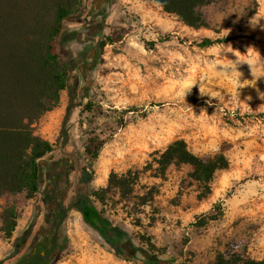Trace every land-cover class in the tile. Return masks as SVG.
Returning a JSON list of instances; mask_svg holds the SVG:
<instances>
[{"label": "rangeland", "instance_id": "1", "mask_svg": "<svg viewBox=\"0 0 264 264\" xmlns=\"http://www.w3.org/2000/svg\"><path fill=\"white\" fill-rule=\"evenodd\" d=\"M200 11L207 26L192 27L153 0H82L60 43L75 59L68 85L34 124L54 144L40 159L39 192L0 198V264L41 237L54 207L50 177L65 162L75 164L67 204L80 181L100 191L95 203L123 231L124 248L71 209L69 244L55 264H145L146 253L175 264L181 254L190 264L264 259V0H215ZM206 37L231 40L202 46ZM93 134L112 137L89 164L83 150ZM176 139L201 157L224 155L227 167L204 182L190 164L162 165ZM219 203L221 218L192 225ZM12 205L8 236L2 213Z\"/></svg>", "mask_w": 264, "mask_h": 264}, {"label": "trees", "instance_id": "2", "mask_svg": "<svg viewBox=\"0 0 264 264\" xmlns=\"http://www.w3.org/2000/svg\"><path fill=\"white\" fill-rule=\"evenodd\" d=\"M164 11L177 15L192 27L207 26L202 6L215 0H153ZM82 5V0H0V198L4 195L24 194L32 198L41 186L40 159L53 150L54 144L35 132L34 124L43 114L52 110L60 100V93L68 85L75 59L65 57L60 43L66 21ZM231 40L204 38L202 46ZM91 112L90 102L85 104ZM65 131V129L63 130ZM112 136H89L84 145L87 161L94 162L102 147ZM187 163L193 166L195 177L209 182L217 169L225 168L224 155L201 157L192 152L184 139H176L162 152L160 163ZM75 164L59 165L52 176L46 194L54 207L47 219L41 237L27 252L10 264H55L67 249L69 237L64 222L71 209L81 212L84 220L117 248H124L123 231L112 225L97 207L94 197L100 191H91L88 183L78 182L70 204L69 173ZM114 180V179H113ZM117 186L124 182L118 178ZM222 205L216 204L208 213L192 224L204 227L222 217ZM18 213L12 205L2 213V228L11 235L17 224ZM20 253L14 249L12 257ZM178 264H190L184 254ZM145 264H175L156 255L145 254ZM264 264L257 260L234 255L227 261L219 255L215 264Z\"/></svg>", "mask_w": 264, "mask_h": 264}, {"label": "clouds", "instance_id": "3", "mask_svg": "<svg viewBox=\"0 0 264 264\" xmlns=\"http://www.w3.org/2000/svg\"><path fill=\"white\" fill-rule=\"evenodd\" d=\"M249 24H250V26L255 27V26L259 25V19L251 18L250 21H249ZM223 51L231 52L232 51L231 46L229 45L228 47L224 48ZM248 64L251 66L252 61H248ZM252 74H253L254 78H258V77H256L255 72H253ZM248 85L249 84L247 82H245V83L239 84V87L240 88H244V87H246ZM252 86H255V85H252ZM190 90H191V86H189V91ZM201 94H203V89H201ZM260 96H261L262 99H264V95L260 94Z\"/></svg>", "mask_w": 264, "mask_h": 264}]
</instances>
